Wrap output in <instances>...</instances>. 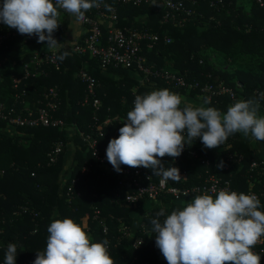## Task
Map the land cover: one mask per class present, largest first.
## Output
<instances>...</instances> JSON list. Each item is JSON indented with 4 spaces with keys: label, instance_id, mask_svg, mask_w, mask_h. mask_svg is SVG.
I'll list each match as a JSON object with an SVG mask.
<instances>
[{
    "label": "trees",
    "instance_id": "trees-1",
    "mask_svg": "<svg viewBox=\"0 0 264 264\" xmlns=\"http://www.w3.org/2000/svg\"><path fill=\"white\" fill-rule=\"evenodd\" d=\"M103 1L104 5L115 7L117 28L146 30L158 36L157 42L150 48L147 47L148 41H144L139 50V54L145 57L144 65L152 73L145 75L136 67L111 65L101 70L96 58L89 57L87 53H73L63 62L56 59L57 68L53 64L43 63L39 73L32 74L34 69L31 67L30 74L21 78L15 89L12 78L23 77V64L29 61L31 54H19L22 47L20 38L9 39L6 41L7 47L0 48V56L6 53L13 58L12 66L7 65L11 66L8 70L6 65L0 66V102L7 106L15 104L17 111L22 109L23 116L28 113L34 115L44 105L38 101L43 102L44 93L55 86L57 107L51 114L63 120L62 126L33 127H8L6 122L0 121V264L4 263L9 243L17 244V264L24 261L33 264L37 251H43L46 247L50 223L64 218H71L87 233L90 232L92 242L109 239V254L114 264H128L131 260L167 264L155 244L151 220L157 218L156 214L161 208L166 215H170L175 208H182L195 196L182 204L181 201L175 203L171 196L163 197L161 203L156 205H146L145 200L133 204L116 202L115 194H124L118 187L117 176L112 170L97 165L77 131L79 129L95 136V128H91V125L94 127V115L99 124L110 118L109 123L101 127L102 134L97 135L98 146H108L111 139L119 136L122 122L133 108L135 93L143 95L164 88L180 96L186 92L184 101L193 105L191 95L201 94L198 88L191 87L197 83L198 86H225L233 91L235 102L249 99L258 101V116H264V98L261 97L264 93V0L262 5L255 0H183L192 12L188 15L175 13L177 22L171 18L162 19L165 8L160 0L139 4L121 0ZM247 1L249 6L246 5ZM86 14L92 15L93 9ZM71 18L75 17L62 15L59 18L60 26L54 34V38L63 44L61 52L65 50V32ZM0 28L8 27L0 23ZM83 36L78 42L82 41ZM164 37H169V41L165 42ZM33 40L29 39L30 42ZM207 49L220 54L221 62L215 65L213 59L218 55L211 56ZM81 67L97 79L95 97L100 102L97 109L91 101L83 103L85 84L76 76ZM154 72L158 75H154ZM164 73L181 76L185 84L191 86L176 87L174 81L162 76ZM134 86L136 88L132 89ZM22 89L25 95L20 103V97H16L15 93L20 94ZM203 97L206 98V94ZM231 103L226 93L212 97L210 103L203 106L215 107L223 113ZM68 128H72L70 133ZM251 139L256 140L251 135L245 137L238 132L216 149H206L201 140L196 139L191 147L186 148L206 156L208 164L182 153L178 163L186 175L180 186L198 184L205 175L213 174L222 181H229L236 191H255L261 202L260 210L264 211V171L261 167L264 166V141L257 140L259 147H256L251 144ZM58 142L62 144L61 151L54 160H50L48 153ZM70 147H73L72 152ZM231 154L241 155V161L228 160L227 156ZM251 160L258 163L252 170ZM221 161L223 167L218 168ZM84 162L92 163L88 175H80V166ZM161 163L165 168L174 167V162L168 156L163 157ZM138 168L153 175L151 169ZM78 175L80 179L73 189L74 195L68 198L66 188ZM128 189L132 190V187L128 186ZM77 191L81 195H76ZM141 204L148 208V213L134 219L133 212ZM21 207L26 209L21 211ZM95 208L99 210L98 219L92 218ZM164 218L159 217L161 221ZM101 222L107 226L106 233L100 227ZM124 226L129 228L131 238L143 237L140 247L134 248L131 239L125 237L115 243ZM143 227L149 231V235L142 234ZM260 248L255 245L252 250L261 256V264H264V251Z\"/></svg>",
    "mask_w": 264,
    "mask_h": 264
},
{
    "label": "clouds",
    "instance_id": "clouds-1",
    "mask_svg": "<svg viewBox=\"0 0 264 264\" xmlns=\"http://www.w3.org/2000/svg\"><path fill=\"white\" fill-rule=\"evenodd\" d=\"M101 3L103 0H2L0 23L21 35L36 36L38 43L46 42L63 62L70 52H61L63 44L53 36L60 26V10L81 21ZM104 7L111 11L110 5ZM209 103L205 98L203 105ZM203 105L188 104L166 88L137 95L119 136L108 143V162L118 173L121 165L143 167L160 176L162 183L179 182V169L165 168L161 159L178 158L196 139L206 149L219 148L238 132L264 141V117L258 116V101L238 100L223 113ZM217 167L222 168L223 161ZM260 208L259 198L251 193L220 189L215 198L207 192L196 195L170 215L163 208L157 212V218L151 220L155 244L167 264H261V256L252 250L264 237V211ZM159 217L165 218L161 221ZM47 232L46 247L37 251L33 264H114L109 242H92L71 218L53 220ZM16 258L17 244L9 243L4 264H16Z\"/></svg>",
    "mask_w": 264,
    "mask_h": 264
},
{
    "label": "built area",
    "instance_id": "built-area-1",
    "mask_svg": "<svg viewBox=\"0 0 264 264\" xmlns=\"http://www.w3.org/2000/svg\"><path fill=\"white\" fill-rule=\"evenodd\" d=\"M122 2H133L136 4L139 3H153L155 0H121ZM260 5L263 4V0H255ZM104 2V1H103ZM161 4L165 8L162 19L167 20L171 18L172 20L177 22V18L175 13H184L186 15L192 12V9L186 7L183 3V0H160ZM93 14L87 15L85 14V19L79 21L85 26V36L82 41L74 42L72 46L68 47L67 50L70 54H88L89 57H94L98 60V64L101 69H105L107 66L111 65L113 67L124 66V67H136L137 70H141L145 73V75L152 73L151 70L144 65L145 57L139 54V50L144 41L147 42V47L150 48L151 45L158 40V36L146 30H137L134 28H117L115 26L117 17L115 13V7L111 6V11H108L104 4L101 3L100 7L92 8ZM64 14H68L64 10H60V17ZM59 17V18H60ZM55 32L53 33L54 36ZM14 38H20V43L30 48V59L28 62L23 64V77L12 78V87L16 89L17 84L21 80V78H25L30 74V68L34 69L32 74H38L41 68V64L50 63L53 64L57 68V60L56 55L53 53L51 49H49L45 43H38L36 36H27L21 35L17 32L16 29H1L0 28V48L1 46L7 47L6 41ZM29 39H34L32 42ZM165 42L169 41V37H164ZM41 44V47H32L33 45ZM6 54V53H5ZM1 66V63H0ZM154 75H158L157 72H154ZM77 78L85 84V96L83 103L90 102L92 103L95 109L98 108L100 102L99 99L95 97V88L98 86L97 79L93 77L91 73H89L86 68L81 67L77 73ZM162 76L168 81H174V86H185L184 79L181 76H175L173 74L164 73ZM146 77V76H145ZM190 87L191 85H187ZM192 88H198L201 94L204 96L206 94V98L209 100L217 95H223L228 93L230 99L232 100V104L235 103V95L233 91L225 86H217L213 87L210 84H205L203 86H198L197 83L191 86ZM25 95V90L22 89L21 93H15L16 97H20L19 102L22 103L24 101L23 96ZM138 93L134 94L132 100V106H134V99ZM22 96V97H21ZM57 88L50 87L43 95V102L38 101L43 106L39 107L36 113L33 115L32 113H28V115L23 116L22 109H16V105L13 104L11 106H7L5 103L0 102V121L6 122L8 127H12L14 125L19 126H62L63 120L54 118L51 114V111H54L57 107ZM110 118L107 117L102 121V124H99L98 118L93 116V126L91 125L92 130L95 128L94 132L95 136H92L90 133H85L81 130H77L81 140L86 145V150L91 154L93 159L97 162V165L104 166L113 171V173L117 176L118 179V187L120 190L124 191V194L116 193V202L121 201L125 204H133L139 203L145 200L146 204L156 205L161 203V199L165 196H171L175 203L181 201L180 204L187 202L191 199V197L203 194L207 192L210 195H213L215 198L216 191L220 189H228L230 191H236L231 188L229 181H222L221 178L213 175L207 174L203 177V179L198 184L193 185H182L185 180L186 172L182 165L178 163L180 158H171V161L174 162V167L179 169L181 180L179 182H174L172 180H168L165 183L161 182V177H154L149 173H144L139 168H132L128 166H121L122 171L117 172L113 166L108 162L106 158V149L107 146H98L97 135H101V127L104 124H108ZM183 153L195 157L199 159L201 163L208 164V158L206 156H200L196 153V151L192 149L186 148ZM62 144L61 142L56 143L54 148L48 153L50 160L55 159V155L61 151ZM228 160H234L236 162L241 161V155H228ZM258 163L256 160L250 161V170L257 167ZM262 167V171H264V166ZM92 163L84 162L80 166V175H88L91 171ZM80 175L72 178L69 185L66 188V195L68 198L73 197V189L77 185ZM128 186L132 187V190L128 189ZM216 190V191H214ZM243 192L245 194H255L257 197V193L253 190L248 191H236ZM187 193V194H186ZM76 195H81L80 191L76 192ZM144 202V203H145ZM142 206L144 204H141ZM149 205V206H150ZM179 205V204H178ZM25 207H21L20 210H25ZM92 218H99V210L94 209L92 211ZM101 229L104 233L108 231L107 226L104 222H101ZM142 234L149 235V231L146 228H142ZM129 238L131 239V243L134 248H138L143 243L142 236H136L131 238L130 231L127 226L123 227L122 234L116 237V242H119L121 238ZM107 247L108 251L111 247L110 240ZM260 246V250L264 251V240L261 238L257 244ZM4 264V263H3ZM17 264V263H16ZM22 264H27L25 261ZM128 264H147L143 260H131Z\"/></svg>",
    "mask_w": 264,
    "mask_h": 264
},
{
    "label": "crops",
    "instance_id": "crops-1",
    "mask_svg": "<svg viewBox=\"0 0 264 264\" xmlns=\"http://www.w3.org/2000/svg\"><path fill=\"white\" fill-rule=\"evenodd\" d=\"M65 33H66V44L64 47H65V49H67L68 47L72 46L74 42L79 41L81 36H83V35L85 36V26L82 23H80L76 18H71V20H70V22L66 28ZM41 44L33 45L32 47H38L39 48ZM29 50H30L29 47H25L22 45L19 54L21 56H24L25 53L29 54ZM12 61H13V58L7 54L0 56L1 66L6 65V70H8V68L12 66V63H11ZM8 63L11 64V66H7ZM101 70H105V69H101ZM139 81L141 82L142 80L140 79ZM135 88L136 87L134 86L132 89H135ZM67 131L70 133L72 131V128H68ZM251 142H252L251 143L252 145L259 147V143L257 140L254 141V139L253 140L251 139ZM69 149H71V152L73 151V147H70ZM68 161H70V160H68ZM102 167H104V166H102ZM104 168H106V170H109V168H107V167H104ZM142 207L143 206L141 205L140 208L138 209V211L142 212V210H143ZM134 216H135V214L133 212V217ZM140 217H141V215L136 217V219H139ZM88 235L91 237V240H93V237L90 234V232H88Z\"/></svg>",
    "mask_w": 264,
    "mask_h": 264
},
{
    "label": "rangeland",
    "instance_id": "rangeland-1",
    "mask_svg": "<svg viewBox=\"0 0 264 264\" xmlns=\"http://www.w3.org/2000/svg\"><path fill=\"white\" fill-rule=\"evenodd\" d=\"M249 1H247L246 2V5L247 6H249ZM40 47H41V45H40ZM207 51L211 54V56H215V54L216 55H218L217 57L215 56V58L213 59V61H214V63H215V65L216 64H218L219 63V61H220V59L222 58V56L220 55V54H218V53H212V51H210V49H207ZM29 52H30V50H29ZM221 62V61H220ZM182 94V97L184 98V99H186V96H187V93L186 92H183V93H181ZM192 97H193V99H194V101H193V105L194 106H201V105H203V101H204V97H203V95H201V94H199V93H193L192 95H191ZM261 117H264V116H261ZM9 134L11 133V132H8ZM255 141V140H254ZM93 184V183H92ZM147 205V204H146ZM150 207V206H149ZM143 210H142V212L141 211H134V214H135V216H134V218L136 219V217H138V216H143L144 214H146V213H148V208H146L144 205H143ZM86 229H87V227H85Z\"/></svg>",
    "mask_w": 264,
    "mask_h": 264
}]
</instances>
